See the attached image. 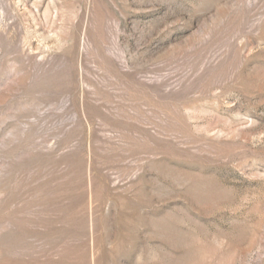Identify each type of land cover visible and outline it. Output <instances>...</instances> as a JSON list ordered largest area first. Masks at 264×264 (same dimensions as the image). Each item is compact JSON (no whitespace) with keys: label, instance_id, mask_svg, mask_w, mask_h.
Returning a JSON list of instances; mask_svg holds the SVG:
<instances>
[{"label":"rangeland","instance_id":"obj_1","mask_svg":"<svg viewBox=\"0 0 264 264\" xmlns=\"http://www.w3.org/2000/svg\"><path fill=\"white\" fill-rule=\"evenodd\" d=\"M0 264H264V0H0Z\"/></svg>","mask_w":264,"mask_h":264}]
</instances>
